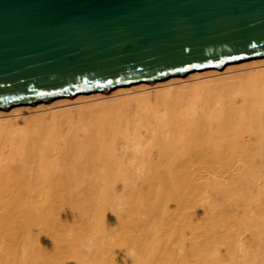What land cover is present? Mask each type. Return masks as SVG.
Returning <instances> with one entry per match:
<instances>
[{"label": "bare ground", "instance_id": "obj_1", "mask_svg": "<svg viewBox=\"0 0 264 264\" xmlns=\"http://www.w3.org/2000/svg\"><path fill=\"white\" fill-rule=\"evenodd\" d=\"M0 264H264V56L0 108Z\"/></svg>", "mask_w": 264, "mask_h": 264}, {"label": "water", "instance_id": "obj_2", "mask_svg": "<svg viewBox=\"0 0 264 264\" xmlns=\"http://www.w3.org/2000/svg\"><path fill=\"white\" fill-rule=\"evenodd\" d=\"M264 56V0H0V108Z\"/></svg>", "mask_w": 264, "mask_h": 264}]
</instances>
